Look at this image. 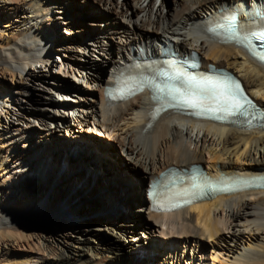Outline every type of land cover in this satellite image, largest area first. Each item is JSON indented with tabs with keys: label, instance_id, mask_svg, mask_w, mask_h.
<instances>
[{
	"label": "bare ground",
	"instance_id": "6f19581e",
	"mask_svg": "<svg viewBox=\"0 0 264 264\" xmlns=\"http://www.w3.org/2000/svg\"><path fill=\"white\" fill-rule=\"evenodd\" d=\"M74 1L0 0V264H124L126 249L162 257L149 261L155 264H207L206 251L211 264H264L263 189L206 201L192 193L187 206L171 213L153 212L146 199L148 182L170 167L199 165L215 179L264 176V127L220 126L172 111L155 116L148 90L123 103L104 99L135 58H159L173 47L194 52L203 70L211 65L231 74L264 111V68L206 33L225 10H236L240 20L264 17V0H173L171 10L164 0H81L84 9L92 2L102 12L89 13L75 31L65 16ZM62 26L70 36L52 49L51 30ZM112 55L103 78L102 58ZM63 143L95 155L92 177L101 167L111 172L108 188L116 191L107 209L131 203L127 212L108 216L102 201L77 209L76 195L66 198L61 184L51 185L57 175L48 173L45 183L35 172L25 177L37 159L40 172L55 169ZM113 155L130 176L112 171ZM93 179L100 186L99 176ZM188 193L179 187L152 206L169 209Z\"/></svg>",
	"mask_w": 264,
	"mask_h": 264
},
{
	"label": "rangeland",
	"instance_id": "374dc122",
	"mask_svg": "<svg viewBox=\"0 0 264 264\" xmlns=\"http://www.w3.org/2000/svg\"><path fill=\"white\" fill-rule=\"evenodd\" d=\"M126 2H128V1L126 0ZM164 2H165V5H166V10L167 9L171 10V7L173 5V0H164ZM71 5H72L71 6L72 7V9H71L72 11L70 10V13H68L67 15L65 14V16L69 20L74 21L73 28H72V30H74V31L77 30V26H82V23H83L85 17H90L89 13L98 15L99 11L102 12L100 10V8L95 6V4H93L92 2H90V4L88 6H86L85 9H84L85 5H84V3L81 2V0H75L74 3H72ZM80 9L81 10H86L88 12V15H85V14L81 13ZM111 23L114 26L117 25L116 21H111ZM69 36H70L69 35V31H66L64 26L59 27V28L53 27L52 30H51V38H53V44H51V48L53 49L55 47V44H58L57 42L59 40L63 41L65 39H68ZM112 54H113V51H112ZM113 56L114 55H112L111 57L105 56V57L102 58V62H107L106 64H104V66L102 68V70L105 71V73L102 76L103 78H105L107 76V72H108V69H109V66H107V65H108V63L112 62V60L114 58ZM60 58H61V56H59L56 53V55H54L52 57V60L58 61ZM72 84L74 86H77L73 82H72ZM34 89L35 88H33L32 91H31L32 95H34L36 93ZM27 107H30V106H27ZM57 147H58V145L53 146L55 154L59 151V150H57ZM61 147H64V148H61ZM65 148L70 149V147L68 145H66L64 143L60 144V150L62 149V152L61 153L59 152L60 154L58 153L59 155L57 156V159L55 160V163H54V166H55L54 168L55 169H52V167L44 168L40 172V169L42 168V164L37 159V161L35 163V167L30 166V169H29L30 171L26 172V176L25 177L33 178L32 175H33V172H35V176H37L38 179H39V177H41L40 183L41 182L45 183L47 178L50 177L48 175V173L51 176H53V177H54V175H57V177L55 176L56 179L54 177V180L51 181L52 182L51 185L54 186V184H55V187L57 188L61 184L62 187L60 186L61 187L60 188V192H63L65 194V196H67L68 194L69 195H72V194L76 195L77 196L76 197L77 200L75 199V201H77V205L75 207L77 209H78V206H81V205L85 206V205H87L90 202L96 203L98 201H102L103 202L104 210L107 209V207H109V205H110L109 201L111 200L112 196L115 194L113 192L116 191L115 189H113L111 187L108 188V186H109L108 182H109L110 176L112 175L111 172L105 167H101L100 168V171H99L100 174H99V172H97V175L100 178V186H99L98 183H96V180L93 179V178H96L98 176L92 177L94 175L89 171V170H92L93 168H97L96 167L97 163L95 161V155L93 153L92 154H88V155H85V153L78 154V153H74L72 151H69V150H67ZM113 154H114V152H113ZM81 156L84 157V158H82ZM107 159H108V164L110 162L112 165H115L116 168L112 169V171L114 170L115 174H121V175L128 174V176H130L129 175L130 172L128 171V169H126L124 167L125 170H123L122 166L118 165L119 162L113 161L114 155L113 156H108ZM68 163H70L71 165H69ZM51 171H53V172L51 173ZM63 174H65V176ZM144 176L146 177V176H148V174H146ZM72 180L78 181V182H76L77 184L72 182ZM104 181L106 182V184L103 187L102 183H104ZM53 190L54 189L52 187L50 189L51 192L49 194H52ZM48 192H49V189H48ZM125 197H127V201L134 200L133 198L130 197V195L129 196H125ZM66 198H68V196ZM126 204H128L127 208H126V205H122V207H121L122 209H120V211H119V210H116V209L115 210L114 209H110L111 208L110 207L109 210L108 209H107V211L105 210V213L108 216H111L110 215V213H111V214L114 215L115 218H119V216H121V212H127L128 208H130L132 206L131 203H126ZM85 215L87 217L88 213H85ZM106 215L104 217H108ZM124 218H126L127 221H129V222L131 221L130 215H127V217H124ZM119 220H121V219H119ZM135 220H136V218L134 219V217H133L132 218L133 223H136ZM139 220L141 222L145 221V219H143V218H141ZM138 226L139 225L136 224L135 229L138 228ZM141 229H142V227H141ZM139 232H141L140 229H139ZM157 235L158 234H156L155 236H157ZM127 236H129V235H127ZM154 238H156V237H154ZM123 245H126V243H124ZM142 248H147V249L151 250L150 247H149V244H147V242H143L142 243ZM126 250L127 251L124 252L125 255H122L123 257L121 256L122 259H123L124 264H126L127 262L131 263V264H138V262H139V264H155V262H156L155 260L162 259V257H160L159 255H153V257H152V254H150L147 257H145V256H137L134 250H129V249H126ZM205 254H206L205 256L209 260L207 264H211V262H210V252L206 251ZM136 257H138V258L135 261L134 258H136ZM206 257H204V258H206ZM143 259H146V260H143ZM151 259H155V260H153L152 263H151V262H149ZM182 264H186V261H183Z\"/></svg>",
	"mask_w": 264,
	"mask_h": 264
},
{
	"label": "snow or ice",
	"instance_id": "6c2138e0",
	"mask_svg": "<svg viewBox=\"0 0 264 264\" xmlns=\"http://www.w3.org/2000/svg\"><path fill=\"white\" fill-rule=\"evenodd\" d=\"M234 17L226 18V23L219 25V28L226 30L229 35L226 39H235L238 42L248 41V36H237L234 31ZM211 31V29H210ZM264 35V33H262ZM261 60H264V55L259 57ZM160 76H167V73H159ZM148 85L155 90H158L163 94V98L168 100L170 104H184L191 108H198L202 106V100L198 97H210L213 100H222L223 107L222 111H226L228 115H235L236 112L244 107L238 99H236L235 90L238 88V85L231 84H211L209 82L199 83L193 82L192 78H188L184 91H181L179 88H168L167 86L161 88L159 85L154 84L152 81L147 80L146 78H136L129 77L124 80L117 81V88L114 91L120 92L121 96L127 94H134L136 90H142L143 86ZM219 90V91H218ZM159 99V97H155ZM242 115L246 114L241 112Z\"/></svg>",
	"mask_w": 264,
	"mask_h": 264
}]
</instances>
